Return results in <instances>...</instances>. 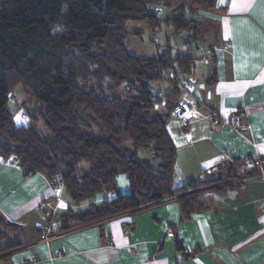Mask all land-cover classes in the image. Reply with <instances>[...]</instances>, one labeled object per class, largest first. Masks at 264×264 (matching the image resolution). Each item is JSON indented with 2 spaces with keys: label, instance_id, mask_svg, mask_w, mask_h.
Listing matches in <instances>:
<instances>
[{
  "label": "trees",
  "instance_id": "trees-1",
  "mask_svg": "<svg viewBox=\"0 0 264 264\" xmlns=\"http://www.w3.org/2000/svg\"><path fill=\"white\" fill-rule=\"evenodd\" d=\"M188 2L204 10L216 4ZM151 6H166L176 15L162 18L149 12ZM183 7L172 8L171 0H0V158L18 163L26 177H59L74 203L116 193L121 175L129 183L127 196L61 216V232L172 198L187 218L205 210L199 199L214 190L209 186L238 179L227 167L224 177L173 188L176 148L167 122L177 104V77L189 75L195 59L186 53L140 57L123 43L127 21H146L152 29L172 25L181 33L195 23L185 19ZM163 80L174 89L153 94L148 85ZM19 85L43 104L31 115L22 110L26 126H17L7 109ZM38 121L47 135L38 131ZM140 150L151 159L140 157ZM5 231L15 238L9 240ZM3 240L0 254L22 248L15 226L0 217Z\"/></svg>",
  "mask_w": 264,
  "mask_h": 264
},
{
  "label": "crops",
  "instance_id": "crops-1",
  "mask_svg": "<svg viewBox=\"0 0 264 264\" xmlns=\"http://www.w3.org/2000/svg\"><path fill=\"white\" fill-rule=\"evenodd\" d=\"M193 13L198 22L208 21L214 35L205 48L184 43L182 53L195 61L181 78L192 88L181 86L177 103L191 101L195 119L176 151L172 186L214 180L204 171L227 154L238 179L209 186L214 190L200 196L205 210L187 218L172 198L61 232L58 219L68 211L129 195L126 177L116 178V193L74 203L46 176L26 177L18 163L0 158V217L15 226L22 243L0 264H264V181L239 182L248 174L245 162L256 152L264 156V0H216L213 9ZM238 112L248 119L241 135L223 124Z\"/></svg>",
  "mask_w": 264,
  "mask_h": 264
},
{
  "label": "rangeland",
  "instance_id": "rangeland-1",
  "mask_svg": "<svg viewBox=\"0 0 264 264\" xmlns=\"http://www.w3.org/2000/svg\"><path fill=\"white\" fill-rule=\"evenodd\" d=\"M178 5L184 6L183 8L185 10V19L192 20L195 23H193L187 29L181 31V33H178L174 30V27L172 25L162 24L159 26V28L152 29L146 21H127L126 33L123 36V43L127 47L128 51L136 56L155 58L161 55L175 57L177 54L183 52L185 45L184 43L193 44L192 47H195L194 45H196L205 48L207 46L206 42L210 41V39H213L214 35L213 30L209 27L208 21L198 22V20H200L198 19L199 17H195L193 13L197 9L193 8L189 4L188 0H171L172 8H176ZM148 10L151 14H156L163 18H172L176 15L175 13L170 14L169 11L167 12V9H165L163 6H151ZM193 39H195V41ZM197 66L201 67V64L198 63ZM183 83L184 81L181 78V81L178 85V89L181 95L184 91L181 87L184 86ZM148 86L155 95H165L169 91L174 89L173 85L166 80L149 84ZM11 96L13 97L14 103L11 101L8 102L7 109L14 113L13 120L17 126L25 125L28 120L26 117L24 118L21 115L22 110L25 111V113L31 115L33 113V108H43V104L32 99L26 93L22 85H19L11 93ZM188 102L189 104H191V101ZM18 106H21L20 110H17V108H19ZM161 111L165 112V109L161 108ZM187 125H183L181 121L173 118H170L168 120V130L171 131L170 135L172 137L176 151H181V149L185 145L183 133L187 130L185 129ZM43 126V123L41 121H38L37 127L42 131L44 130ZM139 156L145 157L146 159H151L150 154L145 152L144 150L139 151ZM86 165V163H81L79 167L85 168ZM5 232L9 240L12 241L15 238V234L7 231ZM4 243L5 241L3 240L1 241L0 245H3ZM14 252H16V250L0 254V260L6 259Z\"/></svg>",
  "mask_w": 264,
  "mask_h": 264
},
{
  "label": "built area",
  "instance_id": "built-area-1",
  "mask_svg": "<svg viewBox=\"0 0 264 264\" xmlns=\"http://www.w3.org/2000/svg\"><path fill=\"white\" fill-rule=\"evenodd\" d=\"M177 80H181V77H177ZM190 82H185L183 89L185 91L191 90ZM24 118L26 117L23 113L21 114ZM170 116L176 120L182 122L183 125H187L189 122L195 119V116L192 112L191 106L188 102L182 101L177 103L170 111ZM248 119L247 116L242 113H233L230 114L223 122L225 128L230 130L231 132L241 135L240 131L247 127ZM256 152L254 156H252V160L246 161L243 169L248 172L247 177L242 178L239 182H248L253 181L255 179H260L264 181V156H261ZM232 156V155H231ZM230 154L223 156L219 161L213 163L204 171V176H213V178H217L219 176L224 177L226 175L227 164L231 162ZM256 170L257 173L253 174L251 171ZM217 174H220L217 176ZM55 187H62L60 178H54L51 182ZM220 185V184H218ZM45 242L49 241V235H44Z\"/></svg>",
  "mask_w": 264,
  "mask_h": 264
},
{
  "label": "water",
  "instance_id": "water-1",
  "mask_svg": "<svg viewBox=\"0 0 264 264\" xmlns=\"http://www.w3.org/2000/svg\"><path fill=\"white\" fill-rule=\"evenodd\" d=\"M164 122H166V121H164Z\"/></svg>",
  "mask_w": 264,
  "mask_h": 264
}]
</instances>
